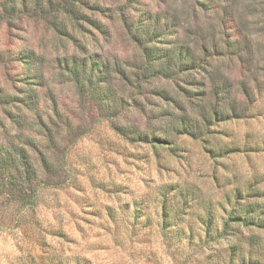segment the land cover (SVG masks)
I'll return each mask as SVG.
<instances>
[{
  "label": "rangeland",
  "instance_id": "rangeland-1",
  "mask_svg": "<svg viewBox=\"0 0 264 264\" xmlns=\"http://www.w3.org/2000/svg\"><path fill=\"white\" fill-rule=\"evenodd\" d=\"M143 46L165 57L150 66ZM1 144L25 146L44 188L34 212L0 197V264H36L42 238L92 264H225L229 244L255 240L264 264V227L235 224L208 248L160 229L165 184L191 189L178 224L196 229L204 213L221 225L235 188L264 190V0H0Z\"/></svg>",
  "mask_w": 264,
  "mask_h": 264
},
{
  "label": "trees",
  "instance_id": "trees-1",
  "mask_svg": "<svg viewBox=\"0 0 264 264\" xmlns=\"http://www.w3.org/2000/svg\"><path fill=\"white\" fill-rule=\"evenodd\" d=\"M230 14L233 15V18L230 19V28L233 29V34L230 37L232 39L231 47L235 49L232 51L233 56H237L243 62V67L246 71L251 70V61L249 57L240 51L239 48H236L240 45L241 41V24H239L238 19L234 16L231 11ZM141 32V31H140ZM137 32V39H140L141 33ZM232 33V32H231ZM140 41V40H139ZM149 47L143 46V53L148 63L154 64L158 62L165 55L158 51L150 50ZM245 50V47H244ZM177 53V51H175ZM184 52V53H183ZM179 57H177L179 63L183 64L185 62L189 63L188 67L185 69H198L200 66L201 60H198V55L194 51H185L183 47H180L178 51ZM171 61L175 62V59L169 57ZM85 67L88 66V63H84ZM160 71V70H158ZM162 73V72H161ZM242 87L245 90L246 95H250V87L248 82L243 81ZM27 94H30V98L25 103L27 108L31 111L38 109L40 104V97L36 92L28 91ZM37 118L40 121L42 127L47 129V122L44 120V117L37 115ZM185 128L184 133H191L190 126L188 125ZM44 130V129H43ZM134 133V132H133ZM143 142L151 143L155 146H162V142L158 140H153V138L147 139L149 134H140L136 132ZM42 179V174L40 169L35 165L31 160L29 151L25 146H11L0 145V197L6 198L7 202L11 204H20L23 209H29L30 212H34L36 207L40 204V199L42 197V188H44V183ZM192 192L191 189L181 183H172L165 184L161 187L160 197L162 198L161 205V233L167 239H173L175 236L180 239V242H187L188 245L191 242L195 241L198 246L203 248L211 247L210 243L221 241V239L228 238L234 235V225L239 224L243 226H251L253 228H262L264 227V190L261 188H256L254 185L248 186L245 190H242L240 187L234 189V194H236L237 200L233 202L231 195L229 198L223 202L222 207L224 211L223 220L221 225L213 230L212 225L217 221L218 214L204 213L203 216L197 217L200 225L198 229L187 225L183 227L178 224L180 215L182 214L181 209L183 206H186L188 198H190ZM177 197L181 202L182 206L173 207L169 203L170 196ZM255 197H263L262 200H258ZM18 203V204H17ZM19 206V205H18ZM135 211L140 210V206L135 204ZM106 215L109 220H116L118 218L117 212L112 208L106 211ZM137 218L138 212L136 214ZM176 231V234H175ZM199 231V232H198ZM59 235L65 237V233L60 231ZM40 245L42 251L43 248H51V251L41 252L40 254H35V263L36 264H92L91 260L86 257L73 254L72 252H66L65 249H60L54 247L53 244H49L45 238L40 240ZM256 241H251V248L245 250L242 244L239 242L231 243L228 246L229 258L225 264H263L261 258L256 256L257 252ZM218 254H216L217 256ZM263 256V254H260ZM210 264V263H208ZM216 264V263H215ZM220 264H223L221 262Z\"/></svg>",
  "mask_w": 264,
  "mask_h": 264
}]
</instances>
